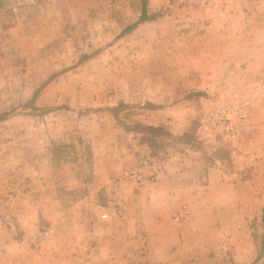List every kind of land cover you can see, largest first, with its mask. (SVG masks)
I'll list each match as a JSON object with an SVG mask.
<instances>
[{
  "label": "rangeland",
  "instance_id": "1",
  "mask_svg": "<svg viewBox=\"0 0 264 264\" xmlns=\"http://www.w3.org/2000/svg\"><path fill=\"white\" fill-rule=\"evenodd\" d=\"M146 2L152 18L125 33L143 0H0V182L49 178L54 196L44 198L42 183L34 201L4 189L0 244H13L0 247L5 259L73 264L64 259L73 256L72 239L85 257L108 254L89 245L111 231L107 214L95 218L110 202L97 195L83 207L59 189L69 178L76 192L78 176L94 175V153L107 152L110 133L95 137L116 125L123 142L145 146L144 162L194 149L218 165L211 177L225 179L227 212L217 223L194 220L186 256L198 244L206 254L195 260L204 264H264V0ZM47 159L45 174L32 168ZM28 203L34 208L20 221L35 223L27 238L16 215Z\"/></svg>",
  "mask_w": 264,
  "mask_h": 264
},
{
  "label": "crops",
  "instance_id": "2",
  "mask_svg": "<svg viewBox=\"0 0 264 264\" xmlns=\"http://www.w3.org/2000/svg\"><path fill=\"white\" fill-rule=\"evenodd\" d=\"M163 120L166 119L163 118ZM121 131L123 130L118 129L116 125L113 126L112 130L101 128L95 139H99L101 135L106 133H110L111 136L109 135V140L105 142L107 152L97 151L94 153L97 156L95 159L98 158L97 163L94 164V175L87 178L78 176L75 179L78 187L75 190L76 192L68 189L72 183L69 178H63L62 183L65 184V187L59 189V196L62 199L66 195L69 196L70 193H76L77 201L83 207L91 206L88 202L94 201L97 195L101 198L104 197V200L110 202L113 207L116 203L121 205L120 208L122 209L120 211L112 206L108 208L98 206L100 210L98 212L97 209L95 213V218L99 220H102L103 216L107 214L105 218L111 222V231H108V236H101L97 242L95 236L93 238L95 242L90 241L89 249L96 251L106 248L108 254L101 256L99 253L97 255L91 253L88 257H85L82 251L85 248L84 245L72 239L68 245L74 246H72L73 248L69 246L73 250V256L70 258L63 257L66 259L65 263L204 264L206 258L199 257L200 259L195 260V254L199 253L203 256L206 254L203 246L197 244L193 256L185 255L187 249L195 245L189 246L186 239L188 235L192 234L194 220L201 221L203 217L208 216L213 219L215 217L216 219L213 221L217 223L219 216L227 212L228 196L219 189L222 184H225V179L221 176L211 177L212 170L220 172L218 165L215 163L207 164L202 159L203 151H194V149L189 154L174 151L159 152L158 159L147 155L148 159L152 158L157 161L144 162L146 154L143 147L145 146L141 147L138 143L132 142L131 137L129 139L128 137L125 138L123 142L121 138H118ZM170 132L174 137V135L183 134L184 130L182 132L170 130ZM189 150L190 146L187 148V151ZM147 163L150 165H147ZM12 168L25 169V167L18 166ZM32 168H41L45 174L46 170L51 168V164L47 159L42 165ZM135 169L140 171L144 178L143 184L136 185L132 179H129L130 172ZM123 170L125 171L122 173ZM152 176L153 178H151ZM17 177L20 178V176ZM36 177L25 180V183L22 184L20 179L19 182L15 179L10 182L7 181V184L0 182V201H3L7 196L8 192L5 194V188L12 191L10 197H26L27 200L34 201L37 183H42L44 198L52 201L54 196L51 179ZM73 189L75 188L73 187ZM236 197L238 196L236 195ZM213 199L223 202L224 206L219 202L216 207H213ZM32 204L28 203L25 207H22L23 210L17 211L16 219L20 224H22L20 221L23 217L21 216L22 212L28 209L27 214L29 215L31 212L29 207H32ZM235 205L238 206V203ZM49 211L51 212V207ZM0 217L3 220V215ZM43 217L49 218V212L45 210ZM27 221L24 220L22 227H19V232L25 233L28 238V235L31 232L33 233L35 222L32 224ZM198 229L205 233L207 225L200 222V228ZM95 233L97 231L91 232V234ZM12 246V243L4 246L0 244V247L6 249H11ZM131 249H134L135 252L132 255L133 257L129 258L128 255L131 253ZM2 250L3 248L0 249V252ZM118 250L123 252L121 257L115 255V251L118 252ZM22 259L25 260L22 264H27L28 258L23 257ZM18 262H15L13 258L8 260L0 256V264H17Z\"/></svg>",
  "mask_w": 264,
  "mask_h": 264
},
{
  "label": "trees",
  "instance_id": "3",
  "mask_svg": "<svg viewBox=\"0 0 264 264\" xmlns=\"http://www.w3.org/2000/svg\"><path fill=\"white\" fill-rule=\"evenodd\" d=\"M143 7H142V12H141V16L139 18V20L137 22H135L134 24H132L131 26H129L128 28L125 29V33L131 32L133 29H135L140 23L147 21L149 19L152 18V16L149 14L148 12V7H147V2L146 0H143ZM122 107H127V106H122ZM2 119V116H0V120ZM264 240V238H263ZM264 250V248H263Z\"/></svg>",
  "mask_w": 264,
  "mask_h": 264
},
{
  "label": "built area",
  "instance_id": "4",
  "mask_svg": "<svg viewBox=\"0 0 264 264\" xmlns=\"http://www.w3.org/2000/svg\"><path fill=\"white\" fill-rule=\"evenodd\" d=\"M147 165H150V164H147ZM129 177H130L129 179H132V181L136 182L137 184L144 183V178L142 177L139 171H136V169L130 172ZM151 178H153V176Z\"/></svg>",
  "mask_w": 264,
  "mask_h": 264
}]
</instances>
